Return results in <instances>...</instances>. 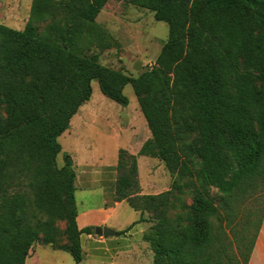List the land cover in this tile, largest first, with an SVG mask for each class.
<instances>
[{
  "label": "trees",
  "instance_id": "obj_1",
  "mask_svg": "<svg viewBox=\"0 0 264 264\" xmlns=\"http://www.w3.org/2000/svg\"><path fill=\"white\" fill-rule=\"evenodd\" d=\"M107 1L31 0L23 28L0 23V264H27L35 242L80 264L79 235L94 227L76 225L75 172L66 153L57 165V137L92 80L121 105L132 86L151 134L138 154L174 178L139 194L136 155L119 149L115 199L149 222L151 264H247L264 211V0H123L168 25L136 76L99 61L116 43L96 21ZM176 201L186 211L169 216Z\"/></svg>",
  "mask_w": 264,
  "mask_h": 264
},
{
  "label": "crops",
  "instance_id": "obj_2",
  "mask_svg": "<svg viewBox=\"0 0 264 264\" xmlns=\"http://www.w3.org/2000/svg\"><path fill=\"white\" fill-rule=\"evenodd\" d=\"M128 103L122 108L114 106L112 114H109L104 112L105 105L113 104L100 103L90 96L71 117L69 127L57 137L62 156L64 153L70 156L75 172L73 184L77 227L107 226L115 232L106 237L94 232H81L82 260L126 264L130 259L137 261L142 256L140 247L146 244L143 233L149 222L141 219L140 211L133 209L126 199H115L120 148L136 155L139 194H156L170 187L172 178L161 165L163 162L138 154L141 145L151 134L139 106L124 113L127 117L122 115ZM139 157L146 159L143 176L138 165ZM155 163L158 170L167 173V179L160 180L159 172L153 168ZM147 215L148 212L143 213L144 217ZM247 264H264V211Z\"/></svg>",
  "mask_w": 264,
  "mask_h": 264
},
{
  "label": "rangeland",
  "instance_id": "obj_3",
  "mask_svg": "<svg viewBox=\"0 0 264 264\" xmlns=\"http://www.w3.org/2000/svg\"><path fill=\"white\" fill-rule=\"evenodd\" d=\"M30 2L31 0H0V23L16 29L23 28L28 18ZM96 21L109 31L116 42L113 47L101 52L99 61L112 68L123 69L128 74L134 76L154 62L168 35L167 23L162 20H156L151 10L132 5L123 0H108L97 15ZM123 94L129 100L127 107L122 112V115L127 117L128 115L124 113L129 112L134 107H138V102L130 84L124 86ZM91 96L92 99L100 103L113 104V106L105 105V113L112 114L114 106L117 108L124 106L101 93L96 80L91 81ZM145 161L146 159H143V157L138 158L141 176L145 172ZM56 163L59 166L63 163L61 151L56 156ZM161 165L164 167L162 163ZM153 168L159 172L161 181L167 179V173L163 174L162 170H158V164L155 163ZM171 180H174V178ZM260 198L257 200L253 199L252 201L249 200L247 207L254 204L261 206L263 202ZM182 199L188 204L190 202V195L186 193L182 196ZM179 204L180 202L176 201L174 206ZM176 211L185 212L186 210L175 206L170 208L167 213L169 216H172ZM148 216H150V213H148ZM60 226L64 228V223L61 222ZM64 240L65 236L62 234L59 241L62 242ZM33 251L34 254L26 259L27 264H75L72 256L67 251L54 248L49 244L35 242ZM140 251L142 252V256L137 261L130 259L126 264H151L153 256L152 242H146L143 247H140ZM133 254H131L132 257L134 256ZM80 264L108 263L84 259Z\"/></svg>",
  "mask_w": 264,
  "mask_h": 264
},
{
  "label": "water",
  "instance_id": "obj_4",
  "mask_svg": "<svg viewBox=\"0 0 264 264\" xmlns=\"http://www.w3.org/2000/svg\"><path fill=\"white\" fill-rule=\"evenodd\" d=\"M94 233L106 237L108 235L114 234L115 232L110 228H108L107 226H95Z\"/></svg>",
  "mask_w": 264,
  "mask_h": 264
}]
</instances>
